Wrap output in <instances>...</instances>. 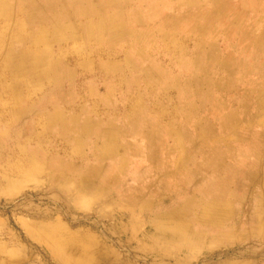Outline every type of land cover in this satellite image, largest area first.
Segmentation results:
<instances>
[{
	"label": "rangeland",
	"instance_id": "obj_1",
	"mask_svg": "<svg viewBox=\"0 0 264 264\" xmlns=\"http://www.w3.org/2000/svg\"><path fill=\"white\" fill-rule=\"evenodd\" d=\"M81 1L75 121H0V264H264V0Z\"/></svg>",
	"mask_w": 264,
	"mask_h": 264
},
{
	"label": "bare ground",
	"instance_id": "obj_2",
	"mask_svg": "<svg viewBox=\"0 0 264 264\" xmlns=\"http://www.w3.org/2000/svg\"><path fill=\"white\" fill-rule=\"evenodd\" d=\"M81 2V0H0V98L7 93L13 104L7 108L6 103H1L0 121L11 119L12 123L20 122L24 113L36 110L27 104L28 101L38 104V101L34 102L32 95L39 93L44 86L49 85L53 92H57L56 99L49 106V112L41 110L40 113L34 114L33 124L25 126L22 124L19 128L18 134L24 132L29 135L21 139L23 141L20 142L19 139L16 142L17 157L20 154L24 156L27 154L29 160H34L42 148V137L49 127L57 125L56 132L65 133L67 128H70V123L76 119L75 112L66 114L61 105L66 100L62 92L63 83L74 71L69 66L72 61L69 59L64 61L63 57L71 56L67 55L68 40L79 38L78 34H69L68 30L77 27V21L80 20L77 14ZM12 10L15 11V16ZM46 31L51 34L49 37L45 36ZM53 42L59 45L57 51L53 50ZM126 61L129 62L127 59ZM99 68L104 72L108 71L105 65ZM19 77L28 79L32 86L23 84L24 81ZM42 95L43 93L39 96L41 99L39 104L45 98ZM131 115L132 111L129 112V116ZM37 124L39 126L42 124V130ZM108 137L113 139L115 133L108 131ZM30 142H38V146L28 150L27 145ZM106 148V145L102 144L98 151Z\"/></svg>",
	"mask_w": 264,
	"mask_h": 264
}]
</instances>
